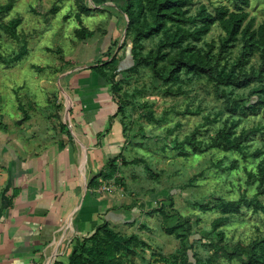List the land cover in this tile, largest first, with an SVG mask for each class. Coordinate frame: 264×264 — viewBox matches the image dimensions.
<instances>
[{
  "label": "rangeland",
  "instance_id": "rangeland-1",
  "mask_svg": "<svg viewBox=\"0 0 264 264\" xmlns=\"http://www.w3.org/2000/svg\"><path fill=\"white\" fill-rule=\"evenodd\" d=\"M124 3L0 0V7H10L0 15V55L26 49L19 61L0 62V141L6 146L10 137L24 134L41 135L55 144L59 132L72 138L68 108L76 78L82 79L93 89L90 99L100 91L112 105L105 126L116 139L91 189L114 198L112 212H135L137 229L129 227L125 233L144 232L146 241L156 245L144 242L137 255L147 252L146 257L168 264L186 257L190 264H242L210 245L230 252L236 243L249 245L264 235V214L244 207L212 230L220 216L219 200L251 199L258 191L259 168L264 167V70L259 53L240 64L241 40L225 45V33L215 23L200 42L174 50L161 46L162 36L141 41L137 52L156 63L133 68L128 19L118 8ZM201 5L214 14L219 6L234 11L237 2L189 0L188 15L194 16ZM243 9L254 28L264 20V0H248ZM14 19L19 24L11 33L3 27ZM184 49L206 56L210 66L246 84L224 86L185 68L165 74L167 59ZM112 57L116 64L102 65ZM227 99L249 101L255 108L232 111ZM220 129L234 136L247 133L244 153L219 148L199 152L183 143L191 135L209 143ZM110 171L113 175L101 180ZM256 198L264 203V196ZM176 223L180 226L170 234ZM217 233H222L220 238Z\"/></svg>",
  "mask_w": 264,
  "mask_h": 264
},
{
  "label": "crops",
  "instance_id": "crops-1",
  "mask_svg": "<svg viewBox=\"0 0 264 264\" xmlns=\"http://www.w3.org/2000/svg\"><path fill=\"white\" fill-rule=\"evenodd\" d=\"M76 80L68 108L72 138L59 132L55 144L24 134L3 138L6 146L0 141V264H68L74 245L104 225L122 236L136 234L156 249L144 232L125 233L135 226L134 211L112 212L114 198L88 186L116 139L106 131L112 112L106 95L98 91L90 99L93 89ZM145 254L129 264H168Z\"/></svg>",
  "mask_w": 264,
  "mask_h": 264
},
{
  "label": "trees",
  "instance_id": "trees-1",
  "mask_svg": "<svg viewBox=\"0 0 264 264\" xmlns=\"http://www.w3.org/2000/svg\"><path fill=\"white\" fill-rule=\"evenodd\" d=\"M96 2L102 3L103 0H96ZM124 2L123 8L117 6L128 19V29L131 34V52L134 61L133 68L140 64L156 63L155 59L144 57L137 52L141 41L155 36H162L161 46L174 50L180 48L181 44L184 43L188 45L193 42H200L211 27L218 23L225 33L223 42L225 45H231L241 40L240 64L246 63L247 56L258 52L260 68L264 70V20L254 28V20L248 19V14L243 9L247 6L248 0H236L237 5L234 11H230L224 6L216 7L214 14L209 13L206 7L201 5L194 16L188 15L186 7L189 0H124ZM8 10H10L9 6L0 7V15ZM18 24L19 20L14 19L3 28L13 32ZM25 54L26 49L22 47L12 56L4 57L0 55V62L4 64L13 63L19 61ZM167 60L170 61L166 68L165 74L167 75L178 74L181 69L185 68L187 72H196L212 77L217 83L219 82L224 86L240 87L246 84L240 83L238 76L226 75L222 69L218 70L216 67L210 66L206 56H200L197 52H192L191 49L180 50L177 56L170 57ZM116 63V58L112 57L108 63L102 65L112 67ZM226 102L228 108L232 111H236L241 106L250 109L255 108L254 104L249 101L227 99ZM246 138L247 133L241 132L239 135L234 136L231 131L220 129L210 139L209 143L202 144L195 141L192 135L186 137L183 143L192 150L199 152L219 148L223 151L244 153ZM262 166L259 168V185L256 197L264 196V167ZM112 175V171L103 174L101 180H106ZM94 178L89 182V187L92 184L96 186V183H93ZM256 197L251 199L241 198L236 201L219 200L217 208L220 211V216L213 220L212 230L215 231L223 226L230 215L238 214L243 207L251 208L254 213L264 214V203ZM179 226L177 224L170 227L168 229L169 233H174ZM221 235L222 233L216 234L219 238ZM210 246L215 252L221 250L229 260L235 258L240 260L242 264H264V235L249 245L238 242L230 252L223 247H214L212 243ZM144 247H146L144 241L136 234L122 236L104 225L97 228L90 237L74 245L68 264H129L137 256V249ZM171 264L190 263L186 257L179 258V260L174 258ZM194 264H197V262Z\"/></svg>",
  "mask_w": 264,
  "mask_h": 264
},
{
  "label": "built area",
  "instance_id": "built-area-1",
  "mask_svg": "<svg viewBox=\"0 0 264 264\" xmlns=\"http://www.w3.org/2000/svg\"><path fill=\"white\" fill-rule=\"evenodd\" d=\"M55 264H66V263H63V262H57V263H55Z\"/></svg>",
  "mask_w": 264,
  "mask_h": 264
}]
</instances>
